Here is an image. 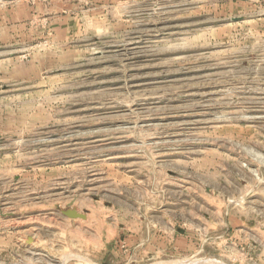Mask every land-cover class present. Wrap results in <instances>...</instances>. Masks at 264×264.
Listing matches in <instances>:
<instances>
[{
  "label": "rangeland",
  "instance_id": "obj_1",
  "mask_svg": "<svg viewBox=\"0 0 264 264\" xmlns=\"http://www.w3.org/2000/svg\"><path fill=\"white\" fill-rule=\"evenodd\" d=\"M0 264H264V0H0Z\"/></svg>",
  "mask_w": 264,
  "mask_h": 264
},
{
  "label": "water",
  "instance_id": "obj_2",
  "mask_svg": "<svg viewBox=\"0 0 264 264\" xmlns=\"http://www.w3.org/2000/svg\"><path fill=\"white\" fill-rule=\"evenodd\" d=\"M61 213L71 219H87V216L83 213H80L76 208L62 210ZM31 240V239H30Z\"/></svg>",
  "mask_w": 264,
  "mask_h": 264
}]
</instances>
